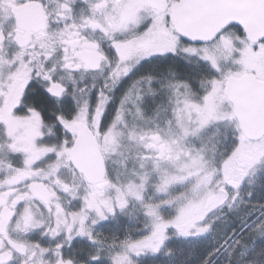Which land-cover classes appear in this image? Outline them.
<instances>
[{"label": "snow or ice", "instance_id": "obj_1", "mask_svg": "<svg viewBox=\"0 0 264 264\" xmlns=\"http://www.w3.org/2000/svg\"><path fill=\"white\" fill-rule=\"evenodd\" d=\"M0 264H264V0H0Z\"/></svg>", "mask_w": 264, "mask_h": 264}]
</instances>
